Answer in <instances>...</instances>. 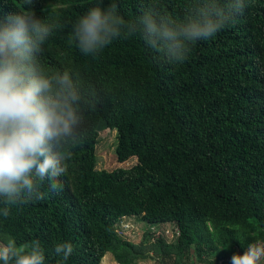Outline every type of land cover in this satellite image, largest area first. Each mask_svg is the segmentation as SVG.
I'll return each mask as SVG.
<instances>
[{
  "label": "trees",
  "instance_id": "obj_1",
  "mask_svg": "<svg viewBox=\"0 0 264 264\" xmlns=\"http://www.w3.org/2000/svg\"><path fill=\"white\" fill-rule=\"evenodd\" d=\"M110 2L134 19L150 0ZM11 3L0 0V17ZM157 3L180 17L189 0ZM245 3L242 15L175 65L138 35L86 56L69 36L90 0H34L37 15L45 8L58 25L41 61L75 73L96 109L86 115L63 190L0 215V242L39 240L45 264L60 262L54 246L64 241L74 251L62 264H101L108 253L118 264H137L119 231L130 218L174 226L173 243H154L157 264H231L233 254L264 241V0ZM105 131L116 133L121 165L111 170L95 165Z\"/></svg>",
  "mask_w": 264,
  "mask_h": 264
},
{
  "label": "clouds",
  "instance_id": "obj_2",
  "mask_svg": "<svg viewBox=\"0 0 264 264\" xmlns=\"http://www.w3.org/2000/svg\"><path fill=\"white\" fill-rule=\"evenodd\" d=\"M7 0H5V3ZM91 6L71 25L69 39L96 57L114 40L138 35L163 62H185L191 46L214 37L246 8L245 0H189L177 17L157 0L126 19L115 2L90 0ZM0 17V215L11 207L43 200L63 190L61 178L86 132V115L95 111L94 94L69 69L50 71L40 57L58 25L37 15L34 0H12ZM46 191L42 190L45 188ZM70 242L56 243L58 264L72 255ZM264 241L248 244L231 264H261ZM0 264H45L39 240L0 245Z\"/></svg>",
  "mask_w": 264,
  "mask_h": 264
},
{
  "label": "rangeland",
  "instance_id": "obj_3",
  "mask_svg": "<svg viewBox=\"0 0 264 264\" xmlns=\"http://www.w3.org/2000/svg\"><path fill=\"white\" fill-rule=\"evenodd\" d=\"M116 148V133L114 131H105L99 135L95 161L97 169L111 170L121 166L116 159ZM134 162L135 159H131L124 166L128 167ZM120 227V233L136 249L137 264H157L156 254L159 249H155L154 243L158 239H162L166 244H170L176 237L174 226L168 223L150 226L130 218L125 220ZM0 245L3 244L0 242ZM101 264L118 263L108 253L102 258ZM261 264H264V260L261 261Z\"/></svg>",
  "mask_w": 264,
  "mask_h": 264
}]
</instances>
